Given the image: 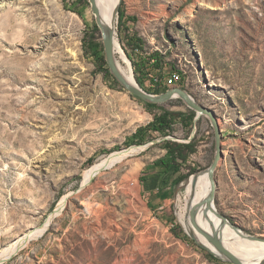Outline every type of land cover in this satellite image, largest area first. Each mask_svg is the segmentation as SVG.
Masks as SVG:
<instances>
[{"label": "rangeland", "instance_id": "1", "mask_svg": "<svg viewBox=\"0 0 264 264\" xmlns=\"http://www.w3.org/2000/svg\"><path fill=\"white\" fill-rule=\"evenodd\" d=\"M85 2L0 0L1 28L9 11L23 22L11 32L0 29V252L41 227L59 200L74 193L46 232L3 264H229L210 260L179 224L177 195L186 179L175 186L168 211L148 214L138 177L165 155L157 145L80 190L90 167L142 147L128 140L159 113L115 86L87 55L85 34L96 21ZM119 10L117 47L133 73V62L159 52L169 65L161 79L171 69L180 72L169 89L181 88L216 114L223 149L216 208L244 234L264 239V0H121ZM95 34L102 43L99 29ZM153 85L144 79L147 93ZM160 106L190 111L178 98ZM193 132L196 153L181 175L206 171L214 160L207 117L191 129L175 125L172 137L186 141ZM174 225L183 230L180 238Z\"/></svg>", "mask_w": 264, "mask_h": 264}, {"label": "bare ground", "instance_id": "2", "mask_svg": "<svg viewBox=\"0 0 264 264\" xmlns=\"http://www.w3.org/2000/svg\"><path fill=\"white\" fill-rule=\"evenodd\" d=\"M119 0H97V4L99 6L101 12V18L103 22L107 25L114 24L116 25V20L114 21V11L118 5ZM7 20L8 24L2 25L0 24V29L6 32H11L16 27H20V19H16L15 16L12 14V11L7 12ZM26 32H31V29L26 26ZM35 39L34 35L29 36L28 41ZM118 44L116 42V49L115 55L117 64L121 73L127 78L131 84H134L135 78H132L131 73V66L122 52V50L118 51ZM134 79V80H133ZM143 150L142 147H130L127 150L114 152L108 155L106 158L102 159L98 164L90 167L84 174L82 185L83 188L93 180L99 173L105 171L104 169H110L116 164L122 162L130 155L135 154L136 152ZM210 192V182L208 179V175L206 171L198 172L195 175L188 177L185 181L181 184V192L177 195V220L179 224L184 227L186 232L190 235H194L196 240L199 243L204 244L209 248V250L217 253V251L211 246L210 244L206 243L205 240L199 235L193 227L190 225L189 222V213L192 207L197 206L199 204H204L208 194ZM71 196V193H68L64 197H62L55 210L48 216L45 223L34 230L28 231L22 237H20L17 241L9 244L5 249L1 250L0 252V264L11 258L16 254V250L21 247V245L28 242L30 239H36L37 236H40L44 232V228L46 224L50 223L52 218L58 216L66 207L68 200ZM176 205V204H175ZM205 205H202L199 209L198 213V222L199 224L206 228H208L209 222H213L215 226H218L220 221L216 220L212 215L205 214ZM241 234H244L242 231L234 230L230 225H226L220 231V237L223 241V245L227 248L230 252H232L235 256L239 257L241 261L245 264H262L264 263V242H257V241H249L248 239L244 238Z\"/></svg>", "mask_w": 264, "mask_h": 264}, {"label": "water", "instance_id": "3", "mask_svg": "<svg viewBox=\"0 0 264 264\" xmlns=\"http://www.w3.org/2000/svg\"><path fill=\"white\" fill-rule=\"evenodd\" d=\"M88 3L90 5V9L92 14L95 16V21L97 28L99 29L101 33V39H102V45L104 49V57L105 61L107 63V67L109 69L110 74L113 76V78L118 82L120 87L125 90L127 93H129L131 96L139 98L140 100L150 103V104H157L161 105L164 104L172 99L178 98L182 100L187 107L195 112L196 117L194 119V123L197 122L202 116L207 117L210 120L211 126L214 131V137H215V156L212 164L210 167L206 170L208 179L210 182V192L204 201V204H199L197 206L192 207L190 213H189V222L190 225L193 227V229L201 235V237L205 240L206 243L213 246V248L217 251V253L209 250L207 246H205L202 243H199L194 235H190L187 233V235L193 239L198 245H200L201 248L206 250L208 253L213 255L215 258H218L220 260H223L229 264H245L243 261H241L237 256H235L232 252H230L225 246L223 245V241L220 237V231L228 224L230 225L234 230L236 231H242L241 229H237L235 225H232L225 216H223L216 208L215 205V196L217 191V182H216V170L218 168V165L220 161L223 159V149H222V133L220 126L218 124L217 116L216 114L209 108H206L204 106H201L198 104L186 91L182 90L181 88H171L168 89L165 93L162 94H150L144 91L139 84L137 83L136 79L134 81V84H131V82L125 78V76L121 73L119 66L117 64L116 56H115V49H116V30L114 26V22L110 25H107L103 22L101 18V12L99 9V6L97 4V0H88ZM121 4V0H119L118 5L114 11V21L116 20L118 13H119V6ZM132 78H134V73L131 69ZM134 80V79H133ZM195 138V132H193L189 139L186 141L179 140L177 138H174L172 136L166 137L158 142H151L150 144L142 145L143 150L147 149L150 145H155L156 143H160L166 140H171L178 143H190ZM107 170V169H104ZM83 189V186H80V190ZM74 193H71V196ZM202 205H205V214L212 215L216 220H219L220 223L218 226H215L213 222H209L208 228L206 229L202 227L198 222V213L199 209ZM49 223L46 224V227L44 228V232H46L47 227H49ZM43 232V233H44ZM244 238L248 239L249 241H257V242H264L263 238L257 237V236H250L246 234H241ZM10 259V258H9ZM5 261H3L1 264H3ZM264 264V263H262Z\"/></svg>", "mask_w": 264, "mask_h": 264}, {"label": "trees", "instance_id": "4", "mask_svg": "<svg viewBox=\"0 0 264 264\" xmlns=\"http://www.w3.org/2000/svg\"><path fill=\"white\" fill-rule=\"evenodd\" d=\"M80 3H83L84 0H79ZM65 3V0H64ZM88 4L87 0L85 2ZM66 7V6H65ZM119 19L123 18V12L119 10ZM98 31L97 26L93 27L92 33L85 34L84 42L86 43L85 48L87 49V55L91 56L95 60L96 66L99 70L104 73L105 77H108L112 80L113 84L117 87H120L118 82L113 78L110 74L109 69L107 67V63L104 57V49L103 45L100 41V37L96 36V32ZM165 57L161 55L159 52H155L150 54L149 58L146 61H141L140 63L133 62L134 74L137 83L139 86L145 89L144 79L149 78L150 82H155L154 74L158 72L159 78L162 77V71L165 70ZM177 72L180 75V72L176 71V69H171L169 75ZM158 77V76H157ZM122 89V88H121ZM169 87H160L159 84L155 83L153 85V92L150 94H162L165 93ZM133 97V96H132ZM140 103L144 104L145 108L150 112L154 110H159V113L153 115V120L145 125L144 127H140L137 129L135 134L128 140L130 145H144L148 142H151L155 138L153 135H158V137L164 139L169 136H173L175 132V125L181 124V126L191 129L194 124V119L196 117L195 112L190 110L188 113L183 112H170L169 110L164 109L162 106L157 104H150L140 100L139 98L133 97ZM150 137V139L148 138ZM196 137L190 143H178L171 140H166L155 144L159 146L161 149L165 151V155L159 159H157L153 163L154 168H159L160 172L164 175L171 174L172 176L176 175L177 178L174 181V185H178L182 180L187 179L190 175L198 173V169L189 168L190 172L187 175H181V170L184 166L188 164L190 157L196 153L197 143ZM94 159L90 158L88 160L89 165L93 164ZM172 229L173 233L176 237L180 238L181 227L179 225L175 226ZM184 239L189 240V238L184 235ZM190 241V240H189ZM208 258L215 262H221L219 259L215 258L211 254H207ZM222 263V262H221Z\"/></svg>", "mask_w": 264, "mask_h": 264}, {"label": "crops", "instance_id": "5", "mask_svg": "<svg viewBox=\"0 0 264 264\" xmlns=\"http://www.w3.org/2000/svg\"><path fill=\"white\" fill-rule=\"evenodd\" d=\"M156 160L146 164L147 170L143 173V178L138 177V193L148 214L155 217L168 211L173 203L176 195L174 181L177 178L176 175H164L159 168H154L153 163Z\"/></svg>", "mask_w": 264, "mask_h": 264}, {"label": "built area", "instance_id": "6", "mask_svg": "<svg viewBox=\"0 0 264 264\" xmlns=\"http://www.w3.org/2000/svg\"><path fill=\"white\" fill-rule=\"evenodd\" d=\"M180 78H181V76L178 73H173L170 76L165 77L163 79H161L159 77H156L154 79V81H155L154 84L157 83L160 86L163 84V86H165V87L168 86L170 88L171 87L170 85L176 84L177 83V80H179Z\"/></svg>", "mask_w": 264, "mask_h": 264}]
</instances>
